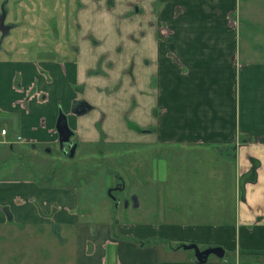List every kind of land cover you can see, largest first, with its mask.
I'll list each match as a JSON object with an SVG mask.
<instances>
[{
	"label": "crops",
	"instance_id": "0c3cea01",
	"mask_svg": "<svg viewBox=\"0 0 264 264\" xmlns=\"http://www.w3.org/2000/svg\"><path fill=\"white\" fill-rule=\"evenodd\" d=\"M16 2L17 25L0 30V236L52 229L74 243L73 264H264V0H46L61 28L43 46H5L36 29L32 0ZM61 117L74 156L128 145L143 219L107 220L117 198L93 207L53 182ZM8 159L24 180H6ZM191 245L224 257L198 263Z\"/></svg>",
	"mask_w": 264,
	"mask_h": 264
},
{
	"label": "rangeland",
	"instance_id": "374dc122",
	"mask_svg": "<svg viewBox=\"0 0 264 264\" xmlns=\"http://www.w3.org/2000/svg\"><path fill=\"white\" fill-rule=\"evenodd\" d=\"M18 0H11L10 4L15 3ZM61 0H57L60 4ZM32 14L37 18L36 29L33 30L34 35L29 34V25L22 26L19 31L7 34L4 39L3 45L5 46H21L28 47L33 46H43L44 38L53 35L59 24H55V20L51 22L50 11L52 14L57 13L56 9L48 7L46 0H32ZM8 4L6 8L5 22L10 25L12 22L17 25V17L13 14L15 7H11ZM17 4V2H16ZM14 5V4H13ZM26 9H22L25 12ZM76 12V3L70 8V13ZM74 15V14H73ZM70 21V28L75 30V20L73 18ZM33 29V27H32ZM32 37V38H31ZM132 69L129 66V78ZM132 104V100L129 101ZM129 106V105H128ZM122 136L125 139L130 138L129 134L122 131H116L110 136ZM75 138L73 137L72 140ZM100 144L95 145L96 154L92 155L93 158L87 160L85 158H80V152L75 156L69 157L61 154L60 148L54 147L51 153L48 154L50 162V167L52 169L51 176L53 177V182H60L64 186L75 188L79 190L82 198H89L90 205L93 207H98L100 200L106 201V203H112L113 198H117V202H120V206L113 211L110 218L108 215H103V218L107 220L110 219L113 222L119 220L125 224L139 222L145 215L149 213L148 206L146 204V199L144 198L141 187L144 185L143 181H140L138 175L136 177L129 176V172L133 169L129 168V154H131V149L128 145H107ZM91 151V150H90ZM89 151V152H90ZM134 154V149H133ZM137 156V153L134 154ZM138 157V156H137ZM13 159H8L5 167L4 174L6 175V180L8 181H18L24 180L20 176L13 175L10 171L12 165H17L12 163ZM138 161H141L138 160ZM137 169V165H133ZM172 168V171H175ZM133 173H137V170ZM121 177V179L119 178ZM64 178V179H62ZM111 180V186L105 188ZM117 181V182H116ZM116 182V183H115ZM118 190H116V186ZM110 189H113L110 192ZM111 194V195H110ZM136 196L140 203L139 208H134L130 204V198ZM134 198V197H133ZM115 205V204H114ZM129 205V207L127 206ZM115 207V206H114ZM5 238L0 236V253H4L2 256V261L4 264H59L56 262L57 258H62L66 256L67 262L65 264H73L74 255V243H68L64 248L57 242L56 235L49 228L40 227H28V228H11L4 235ZM49 258L48 262L45 258ZM31 258V262L29 259ZM0 259V261H1ZM1 261V262H2ZM61 264V263H60ZM252 264H259L257 262Z\"/></svg>",
	"mask_w": 264,
	"mask_h": 264
},
{
	"label": "water",
	"instance_id": "95a60500",
	"mask_svg": "<svg viewBox=\"0 0 264 264\" xmlns=\"http://www.w3.org/2000/svg\"><path fill=\"white\" fill-rule=\"evenodd\" d=\"M7 1L8 0H5L4 3L1 6L2 17H1V20H0V28H1L2 31L6 30L3 27V22H4V19H5V16H6L5 5H6ZM59 121H60V119H59ZM56 128H57V131H58V134H59V141L58 142H59V145H60L61 152L66 154L67 150H69V154L72 157L73 153H74V150H75V145L72 146V142L70 141L72 133L68 129L66 122L62 126H61L60 122H58ZM64 144L67 145V146H63ZM134 202H136L135 199H134ZM183 248H185V249H193L194 253H195L196 261L198 263L206 262L210 255H214V256H216L218 258H223L224 257V251L221 248H209V249H206V250H203V251H200L199 249H197V247L192 246V245L191 246H184Z\"/></svg>",
	"mask_w": 264,
	"mask_h": 264
},
{
	"label": "flooded vegetation",
	"instance_id": "af4514ba",
	"mask_svg": "<svg viewBox=\"0 0 264 264\" xmlns=\"http://www.w3.org/2000/svg\"><path fill=\"white\" fill-rule=\"evenodd\" d=\"M4 1H5V0H2L0 6H2V4L4 3ZM10 2H11V0H8V1H7L6 5H5V12H6V8H7L8 4H10ZM1 17H2V14H1V16H0V20H1ZM5 18H6V16H5ZM3 27H4L6 30H3V31H2L1 28H0L2 34H4V32H5V33H8V32H9L8 27H10V26L6 24L5 19H4V22H3ZM84 106H85V105H84ZM77 112H79V111L77 110ZM59 122H60V124H61V126H62V125L66 122V120H65L64 117H61ZM66 124H67V123H66ZM67 127H68V126H67ZM70 132H71V131H70ZM71 133H72V132H71ZM70 139H71V138H70ZM58 141H59V140H58ZM70 141H71V140H70ZM63 146H67V145L64 144ZM72 146H73V144H72ZM75 147H76V146H75ZM74 152H75V150H74ZM64 155L71 157L70 154H69V150H67L66 154H64ZM73 156H74V153H73ZM73 156H72V157H73Z\"/></svg>",
	"mask_w": 264,
	"mask_h": 264
},
{
	"label": "built area",
	"instance_id": "2783aa9c",
	"mask_svg": "<svg viewBox=\"0 0 264 264\" xmlns=\"http://www.w3.org/2000/svg\"><path fill=\"white\" fill-rule=\"evenodd\" d=\"M6 134H7L6 129H1V130H0V135H1V136H5Z\"/></svg>",
	"mask_w": 264,
	"mask_h": 264
}]
</instances>
